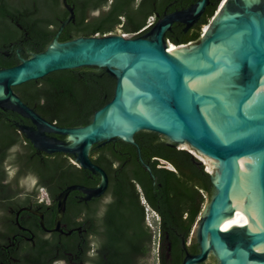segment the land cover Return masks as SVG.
Instances as JSON below:
<instances>
[{"label": "water", "instance_id": "obj_1", "mask_svg": "<svg viewBox=\"0 0 264 264\" xmlns=\"http://www.w3.org/2000/svg\"><path fill=\"white\" fill-rule=\"evenodd\" d=\"M63 1L70 16L61 22L47 48L28 59L21 58V63L16 66L0 68V109L32 120L36 127L19 125V128L35 147L49 154H73L80 167L101 176L96 187L75 184L61 192L54 230L61 231L66 201L72 191H81L91 199L102 196L108 189V174L90 157L92 147L116 139L137 144V133L151 131L165 137L171 146L181 147L188 143L193 149L221 162L213 174L209 172L213 193L194 227L199 252L189 253L186 240H183L186 256L182 264L206 263L211 256L216 258L217 264H264V251L255 250L256 245L264 242V230L252 232L249 226H237L226 231L217 224L222 215L237 212L235 206L227 209L234 202L231 195L237 179L234 162L244 156L264 153V104L256 111L250 110V104L260 97L263 83L264 0H222L208 24L209 31L204 32L198 43L184 45L191 47L187 60L169 52L167 33L177 22L186 25L185 31L191 29L205 13L210 0H199L187 8L165 14L151 28L136 36H79L62 42V32L75 18L74 9L67 0ZM213 44L226 45L236 58L235 69L228 71L230 77L224 90L229 105L236 101V115H226L229 123L221 134L211 126L202 105L209 102L214 110L229 113L228 105L225 107L215 95L190 88L185 81L186 76L208 74L213 70L216 63L209 55ZM202 61L208 64L206 68L198 67ZM81 67L105 69L116 81L113 98L95 111L87 125H55L26 104L14 90L16 86L39 80L52 72ZM126 77L138 90L132 97L131 107L141 103L151 110L154 118L126 105ZM51 133L66 136L67 140L51 137ZM201 163L205 164L204 161ZM144 165L151 172L150 165ZM259 172L264 209V159ZM250 199L248 195L247 204ZM38 214L43 219V214ZM252 219L255 220V216L252 215ZM42 224L45 227L43 220Z\"/></svg>", "mask_w": 264, "mask_h": 264}, {"label": "trees", "instance_id": "obj_2", "mask_svg": "<svg viewBox=\"0 0 264 264\" xmlns=\"http://www.w3.org/2000/svg\"><path fill=\"white\" fill-rule=\"evenodd\" d=\"M5 1L0 0L1 41L14 38L9 34V6ZM68 1L76 5V19L65 27L60 36L62 42L83 35L137 34L149 18L154 17L156 23L159 14L163 16L165 12L187 8L199 0ZM221 1L210 0L205 13L188 31L185 25L175 23L167 33L170 43L177 47L198 43L202 28L210 23ZM94 10H100V14L91 16ZM68 16L63 0H38V22L29 23L38 29V51L47 48ZM5 61L8 60L0 59V68L9 67ZM115 86V79L105 69L81 67L52 72L39 80L16 86L14 90L44 117L74 127L89 124L95 111L113 98ZM10 111L0 109L2 177L9 148L16 141L13 128L5 118ZM161 138L151 131L135 135L151 172L140 161L133 144L118 140L117 152L110 145L106 148L97 162L109 177L108 202L102 208L69 203L64 222L69 228L77 229L62 244L56 236L45 239L38 235V264H147L152 244L157 240L158 264H182L186 256L183 240L191 253L199 251L197 243L188 245V242L207 198L213 193L209 166L201 163L205 162L202 157L200 160L193 155L196 152L193 149L188 148L192 154L183 145L180 148L171 146ZM196 153L211 167L206 156ZM160 159L169 161L175 168L159 167ZM47 171L49 175L41 174L40 182L47 186L52 196L59 188L89 181L84 168L62 157L52 162ZM148 208L159 217V220L153 219L154 228L147 222ZM52 223L53 218L49 221ZM57 258L64 261L53 262Z\"/></svg>", "mask_w": 264, "mask_h": 264}, {"label": "flooded vegetation", "instance_id": "obj_3", "mask_svg": "<svg viewBox=\"0 0 264 264\" xmlns=\"http://www.w3.org/2000/svg\"><path fill=\"white\" fill-rule=\"evenodd\" d=\"M5 2L9 6L7 16L10 26L9 29H11L9 34L14 38H11L9 41L0 40V59L8 60L5 61L6 65L9 64V67H12L20 64L21 58L28 59L34 54L42 52L38 51V29L37 27H31L29 24L34 21L38 22V0H6ZM67 2L74 9L75 13L76 5L69 3L68 0ZM63 9L68 11L70 16V12L64 4V1ZM169 13L171 12H165L163 16L159 14L157 20ZM99 14L100 10H94L90 13L91 16H97ZM180 24L182 25L183 23ZM41 116L60 127H70L60 125L56 121H51L43 115ZM5 118L13 128L11 131L14 132L16 141L9 148L4 164V175L3 177L0 176L2 177L0 180V264H38V235H42L45 239H52L56 236L59 244H62L77 229L69 228L64 222L69 203L83 204L85 208L92 206H100L102 208L103 204L108 202L109 196L106 194V191L100 197L87 199L83 192L72 191L66 201V211L60 225L61 231L54 230L56 228L58 197L70 185L65 188H59V191L52 196L47 186L41 184L40 177L42 176L41 174L49 175V171L47 170L50 164L55 162L59 157L79 166L76 161V156L59 152L49 154L39 150L35 147L28 135L19 128V125L36 127L32 120L22 117L13 111L8 112ZM49 136L56 137L60 140H67L66 136L58 134L51 133ZM118 140L121 139L95 144L90 151L92 161L102 167L97 160L104 155L103 153L109 145L111 149L117 152L119 148L117 144ZM161 140L166 141L168 144L165 137L162 136ZM133 145L136 146L138 157L142 161L141 158L143 159V156L140 145L138 143ZM202 158L205 162L207 161L204 157ZM143 163L147 164L146 162ZM159 167L175 168L173 164L164 159H160ZM85 170L89 180L88 183L76 184L89 188L98 186L101 181L100 174L93 173L88 169ZM41 190L44 191L43 196L40 194ZM38 213L43 214V219ZM51 218H53V223L49 224ZM42 220L44 221L45 227L42 224ZM189 253L191 252L189 251ZM35 260L37 261L34 263ZM59 260L64 261V259L57 258L53 262ZM61 263L63 264V262Z\"/></svg>", "mask_w": 264, "mask_h": 264}, {"label": "bare ground", "instance_id": "obj_4", "mask_svg": "<svg viewBox=\"0 0 264 264\" xmlns=\"http://www.w3.org/2000/svg\"><path fill=\"white\" fill-rule=\"evenodd\" d=\"M209 29L210 27L206 25L203 32H208ZM169 44V52L172 55L182 60H187V52L190 50V46L177 47L174 44ZM230 51L231 49L229 50L224 44H213L209 51V55L213 58V60H215L216 63L213 70L208 74H199L194 77H185L186 84L190 88L197 90L200 93L215 95L217 98H219V100L224 104L225 107L228 105L229 113H223L214 110L212 104L209 102L202 105V111L204 112L211 126L218 134H221V130L223 129V127H225L229 123L226 115H236V101H233V103H230L229 105V102L226 101V91H224L226 88V80L230 77L228 71L230 69H235L236 65V58L233 53H230ZM207 66L208 64L203 61L198 64V67L202 68H206ZM262 80L263 83L260 90V97L256 99L255 103L250 104L251 111H256L259 106L264 104V74ZM124 87L126 105L128 107H131L133 99L132 97L134 94L138 93V90L127 77L124 79ZM131 108H134V110L149 118H154L151 110L141 103ZM182 145L186 149H193L188 143ZM193 150L203 154L207 158H210L211 161L209 160V162L211 163V167L207 161L205 162L209 166L210 173L213 174L214 170L221 164V162H219L215 158L208 156L199 150ZM263 159L264 153H260L244 156L240 158V160L234 162V172L237 177L231 191L234 202L233 205L227 207V209L230 210L235 206L237 208V212L232 215H222L221 217H219V219L217 220V224L221 226L222 230H231L237 226H249L252 232L264 230V209L262 204V192L260 185L258 184V175L260 174L259 171ZM248 195L251 196L249 204H247L246 202ZM252 215L255 216V220L252 219ZM255 250L258 252H263L264 242L256 245Z\"/></svg>", "mask_w": 264, "mask_h": 264}, {"label": "rangeland", "instance_id": "obj_5", "mask_svg": "<svg viewBox=\"0 0 264 264\" xmlns=\"http://www.w3.org/2000/svg\"><path fill=\"white\" fill-rule=\"evenodd\" d=\"M204 28V27H203ZM203 28H202V32H203ZM195 151V150H193ZM193 154V153H192ZM195 157L199 158L200 160L202 159L200 154H197L195 152V154H193ZM203 157V156H202ZM210 160V158H208V161ZM211 161V160H210ZM40 194L41 196L44 195V191L41 190L40 191ZM211 198V197H210ZM210 198L208 197L207 198V201L208 202L210 200ZM206 204V203H205ZM205 208V206H204ZM203 208V210H204ZM202 213L200 214L196 224L199 222L200 220V217H201ZM153 219L155 220H159V217L158 215H156L153 211H151L149 208H148V214H147V222L149 225H152V227L154 228V223H153ZM195 224V225H196ZM195 227V226H194ZM194 230V228H193ZM192 242H196V229L194 231H192L191 235H190V239H189V242L188 244L192 243ZM158 256H159V244H158V240L155 241V243L152 244V249H151V252L150 254L148 255L147 259H146V263L147 264H158ZM207 264H217V261H216V258L213 256L211 258H209Z\"/></svg>", "mask_w": 264, "mask_h": 264}, {"label": "built area", "instance_id": "obj_6", "mask_svg": "<svg viewBox=\"0 0 264 264\" xmlns=\"http://www.w3.org/2000/svg\"><path fill=\"white\" fill-rule=\"evenodd\" d=\"M155 24V18L154 17H151L148 19V22H147V25L137 34H124V33H119V34H122L123 36H127V37H132V36H136L142 32H144L145 30H148L149 28H151L153 25ZM205 30V26L203 28V31ZM204 32H202V35H203ZM168 43H170V41H168Z\"/></svg>", "mask_w": 264, "mask_h": 264}]
</instances>
